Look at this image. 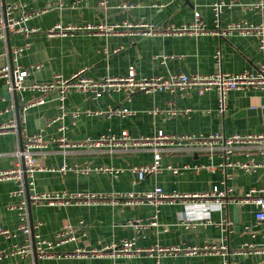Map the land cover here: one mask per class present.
<instances>
[{
	"label": "crops",
	"instance_id": "obj_1",
	"mask_svg": "<svg viewBox=\"0 0 264 264\" xmlns=\"http://www.w3.org/2000/svg\"><path fill=\"white\" fill-rule=\"evenodd\" d=\"M32 14L28 27L30 34L8 35L0 42V68L11 61V53L17 47H26L19 59L26 69L41 66L33 71L27 84L49 82L55 76L69 78L78 72L92 79L124 77L134 67L138 78L168 76L170 74L212 75L256 74L264 66V51L260 50L257 37L229 38L212 35L188 36H100L86 32L70 33V36L49 38L48 31L57 25L82 27L86 24H123L143 22L154 25L161 32L191 24L199 13L208 30L215 29L213 7L223 3L221 24L226 28L232 23L258 26L264 22V0H109L107 8H101L103 0H10ZM5 0H0V10ZM263 4V6L254 7ZM133 5V8H123ZM4 9V8H3ZM0 80V125L19 116L23 138L41 134L45 148L37 155L43 168L33 178L32 193L37 195L87 194L95 198L76 201L68 206L50 205L41 201L29 206L31 238L23 234L20 217L11 205L20 203L14 196L17 184L0 183V227L10 230V238L0 237V254L14 246H24L31 240L33 248L25 258L10 256L0 264H264V256L235 254L247 245H264V226L257 225V208L240 200L253 188H264V168L250 173L241 169L220 167L223 162L218 153L204 150H165L162 152L161 170L143 180L132 168L151 165V150L81 149L64 151L56 144L58 138L69 142L98 140L103 135L119 136L125 130L133 138L153 136L158 132L173 135L208 137L217 132L227 135L259 134L264 132V91L248 88L232 91L226 96V110L220 112V95L211 91L203 96L195 91L173 94L138 93L130 100L123 93L108 94L93 100L86 94H73L61 102L56 93L48 96L45 104L32 107L23 114L22 107L36 97L31 92L19 100V112L11 110L12 99ZM16 100V99H15ZM65 107L67 115L56 121ZM128 109V117L99 116L96 112ZM172 109L181 113L173 115ZM158 111L159 113H155ZM187 111V112H186ZM19 130L0 137V170L16 167L19 148ZM21 143V142H20ZM252 156L260 160L257 150ZM250 157L245 151H237L231 161L246 162ZM93 170L84 175L74 170L61 172L62 167ZM204 166V167H203ZM213 166L214 170L206 168ZM111 168L112 173L94 169ZM176 170V171H175ZM116 171V172H115ZM161 188L167 194H207L219 188L232 190L233 198L223 208L211 209L210 216L192 207L193 199L161 201L143 200L128 202L114 199L125 194L143 195ZM157 225H150L153 217ZM67 226L81 230L74 241L54 248L53 258L37 260L34 235L47 241H55ZM82 226V227H81ZM133 241L136 247L147 250L161 247L216 246L223 254H199L188 256L184 252L172 255L142 253L136 257H118L108 252L94 254L107 246H120ZM80 250L85 253L76 252Z\"/></svg>",
	"mask_w": 264,
	"mask_h": 264
},
{
	"label": "built area",
	"instance_id": "obj_2",
	"mask_svg": "<svg viewBox=\"0 0 264 264\" xmlns=\"http://www.w3.org/2000/svg\"><path fill=\"white\" fill-rule=\"evenodd\" d=\"M109 0H103L100 3L101 8H107ZM263 6V4L255 5L254 7ZM224 4L217 3L213 10L215 14V29L208 30L202 21L199 13L195 14V19L191 24H186L180 27H174L169 31L161 32L154 25L143 22H129L123 24L107 23L100 24H86L82 27H63L60 25L48 31L47 36L54 38L57 36H70L74 32H86L92 35L111 36V35H131V36H158L165 34L167 36H188V35H212L222 38H229L235 34L241 37L255 36L260 41V50L264 51V22L258 26L248 25L246 23H232L226 28H222L221 16L222 7ZM4 8V9H3ZM0 10V42H6L8 35L11 34H30L34 30L28 27V22L32 19V14L24 11L18 4L12 3L10 0H5L4 7ZM123 8H133V5H124ZM26 47H17L11 53V61L6 66L0 68V80H3L6 86V92L10 99H12L11 110L16 111V100H24L23 94L31 92L36 97L30 102H26L22 107L23 114L27 113L32 107L43 105L47 102L48 96L53 93L58 95L61 102L66 101L69 96L73 94H86L93 100L102 98L108 94L123 93L130 100V98L138 93L155 94L159 92H170L173 94L186 93L195 91L198 95L203 96L208 92L216 91L220 95L219 108L223 114L226 110V96L232 91H241L248 88H256L264 91V66H261L256 74L241 73L229 74L219 72L212 75H186V74H170L168 76L152 77V78H138L134 67L129 68V72L124 77H104L101 79H92L84 75V72H78L69 78L57 75L49 82H35L27 84L28 78L33 71H39L41 66H36L32 69H26L19 63V59L24 55ZM20 109V107H19ZM187 112V111H186ZM155 113H159L155 111ZM169 113L177 115L181 113L179 110L172 109ZM99 116H117L128 117L133 114L128 109H113L110 112H96ZM67 115L65 107L62 106V113L56 118V121L63 120ZM20 117L22 121L24 115ZM21 124V123H20ZM19 128L18 118L9 121L6 124L0 125V137L5 133H16ZM20 139V138H19ZM44 139L41 134L29 135L19 141V148L16 153L18 162L15 168L10 170H0V183L12 181L17 184V191L13 193L14 196L21 198L17 205H11L10 210H16L19 214L21 223L19 230L31 238L32 229L29 219V206L37 205L41 201H46L50 205L68 206L76 201H87L95 198L87 194H77L69 196L61 195H37L31 194L33 190V178L36 172L43 170L38 164L36 155L45 148ZM21 142V143H20ZM58 147L64 151H74L81 149L90 150H107L110 153H115L119 150L127 151H141L151 150L154 153V162L151 165L134 167L132 170L143 180L146 176L159 172L161 170L162 152L165 150H204L210 153H218L223 162L220 167L224 170L241 169L246 172H256L264 168V132L259 134H240L234 133L227 135L224 132H217L208 137H194L186 135H173L164 132H158L153 136L133 138L129 131L125 130L121 135L116 136L112 134L103 135L98 140H85L84 142H69L66 138H58L56 141ZM257 150L261 156L260 160H256L251 150ZM237 151H245L246 156L250 157L246 162L231 161V156ZM204 167V166H203ZM210 170H214L213 166H208ZM68 170H74L81 174L90 173L93 168L86 166L83 168H67L62 167L61 172L65 173ZM97 172L112 173L111 168L94 169ZM176 171V170H175ZM116 172V171H115ZM28 190V191H27ZM29 192L30 201L27 197ZM232 190H214L207 194H167L161 188H156L153 192H147L143 195L139 194H125L115 197L114 199H125L128 202L136 201L137 204L148 200L155 201V206H158L161 201H173L175 199H193L192 207L194 210L203 213L205 216H210L211 209L223 208L228 204L229 198H233ZM141 201V202H140ZM233 201H236L233 198ZM241 203H252L256 206L257 212L255 220L257 225L264 226V188H253L245 195ZM78 203V202H76ZM156 216L153 217L150 225L139 224V228L144 226L157 225ZM82 227V226H81ZM79 227L67 226L64 231L58 234L55 241H47L40 235H34V249L37 254V260H49L53 258L54 248L74 241L76 235L80 232ZM13 233L10 230L0 227V237L10 238ZM33 245L31 240H27V244L21 247L14 246L7 252L0 254V260L10 256H19L25 258L30 254ZM226 247L218 248L216 246L199 247H161L141 250L136 247L135 242L126 241L120 246H107L102 248L99 252L94 254H106L112 252L118 257H136L142 253L152 255L157 253L159 255H172L184 252L188 256H195L199 254L220 255ZM78 253H85L78 250ZM235 254L264 256V245H247L243 249L237 251ZM31 264H39L34 262Z\"/></svg>",
	"mask_w": 264,
	"mask_h": 264
},
{
	"label": "water",
	"instance_id": "obj_3",
	"mask_svg": "<svg viewBox=\"0 0 264 264\" xmlns=\"http://www.w3.org/2000/svg\"><path fill=\"white\" fill-rule=\"evenodd\" d=\"M4 90H6V86H4ZM15 99H16V102H17V112H19V101H18V99H17V96L15 95ZM18 121H19V128H18V130H19V137H20V141L22 142L23 141V135H22V133H21V120H20V117H18ZM28 191V190H27ZM27 197H28V199H29V201H30V196H29V192H28V195H27Z\"/></svg>",
	"mask_w": 264,
	"mask_h": 264
}]
</instances>
